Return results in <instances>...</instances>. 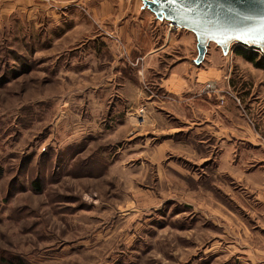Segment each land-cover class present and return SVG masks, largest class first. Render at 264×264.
<instances>
[{
    "label": "rangeland",
    "instance_id": "rangeland-1",
    "mask_svg": "<svg viewBox=\"0 0 264 264\" xmlns=\"http://www.w3.org/2000/svg\"><path fill=\"white\" fill-rule=\"evenodd\" d=\"M144 7L0 0V264H264V70Z\"/></svg>",
    "mask_w": 264,
    "mask_h": 264
},
{
    "label": "water",
    "instance_id": "water-1",
    "mask_svg": "<svg viewBox=\"0 0 264 264\" xmlns=\"http://www.w3.org/2000/svg\"><path fill=\"white\" fill-rule=\"evenodd\" d=\"M158 20L192 32L197 38V64H201L210 44L227 55L234 45L264 54V0H143Z\"/></svg>",
    "mask_w": 264,
    "mask_h": 264
},
{
    "label": "crops",
    "instance_id": "crops-1",
    "mask_svg": "<svg viewBox=\"0 0 264 264\" xmlns=\"http://www.w3.org/2000/svg\"><path fill=\"white\" fill-rule=\"evenodd\" d=\"M155 18H156V16H155ZM154 53H155V50L146 53V55L144 56V58H142V60L145 61L149 57V55L154 54ZM191 62L192 61H190L189 59H185L184 61H182V63H180L176 67H174L171 70V72L168 74V76L162 80V84L160 85V87L163 90H165L168 94L176 96V97L183 96V94L186 95L187 93L197 92L193 83L189 84V82H190V80L194 74V68L193 67L195 65L194 63H191ZM193 62H195V61L193 60ZM214 71L216 72V70H214ZM208 94H211V93H208ZM217 96H218L217 97L218 102L220 99H221V101L222 100L224 101V103H222V104L219 102V107L220 106L224 107L226 104V102H225L226 98L221 96L220 94H217ZM223 112L224 113L226 112L225 109H223Z\"/></svg>",
    "mask_w": 264,
    "mask_h": 264
},
{
    "label": "trees",
    "instance_id": "trees-1",
    "mask_svg": "<svg viewBox=\"0 0 264 264\" xmlns=\"http://www.w3.org/2000/svg\"><path fill=\"white\" fill-rule=\"evenodd\" d=\"M242 48L243 49H240L238 52V55L252 63L254 66H256V68L264 70V55H260L259 52H256L246 46Z\"/></svg>",
    "mask_w": 264,
    "mask_h": 264
},
{
    "label": "built area",
    "instance_id": "built-area-1",
    "mask_svg": "<svg viewBox=\"0 0 264 264\" xmlns=\"http://www.w3.org/2000/svg\"><path fill=\"white\" fill-rule=\"evenodd\" d=\"M173 27V26H171ZM173 28H177V27H173ZM178 29V28H177ZM216 91V86L213 84V83H208L206 86H205V92H210V93H215ZM143 116L145 115L144 111L142 110L140 112ZM145 120V117L144 119Z\"/></svg>",
    "mask_w": 264,
    "mask_h": 264
},
{
    "label": "snow or ice",
    "instance_id": "snow-or-ice-1",
    "mask_svg": "<svg viewBox=\"0 0 264 264\" xmlns=\"http://www.w3.org/2000/svg\"><path fill=\"white\" fill-rule=\"evenodd\" d=\"M159 2L160 0H153V3H159ZM166 3L171 6L179 3V0H166Z\"/></svg>",
    "mask_w": 264,
    "mask_h": 264
},
{
    "label": "bare ground",
    "instance_id": "bare-ground-1",
    "mask_svg": "<svg viewBox=\"0 0 264 264\" xmlns=\"http://www.w3.org/2000/svg\"><path fill=\"white\" fill-rule=\"evenodd\" d=\"M165 21V20H164ZM171 23L169 22V25H170ZM170 26H174L173 24H171ZM174 27H176V26H174ZM179 29V28H178Z\"/></svg>",
    "mask_w": 264,
    "mask_h": 264
}]
</instances>
